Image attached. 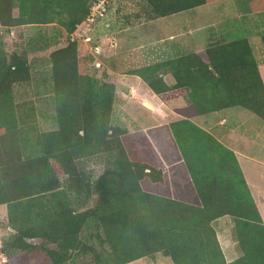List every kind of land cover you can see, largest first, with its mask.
I'll return each mask as SVG.
<instances>
[{
  "label": "trees",
  "instance_id": "trees-1",
  "mask_svg": "<svg viewBox=\"0 0 264 264\" xmlns=\"http://www.w3.org/2000/svg\"><path fill=\"white\" fill-rule=\"evenodd\" d=\"M97 1L0 0L4 31L55 24L64 39L49 56L52 131L41 130L35 108L17 96L33 80L31 51L9 53L0 41V206L9 230L1 240L10 263L129 264L161 254L173 264H264V222L234 152L188 120L242 108L264 121V81L250 41L223 38L204 52L129 71L165 102L190 97L177 109L188 126L184 140L173 125L200 199L187 204L150 188L165 185L167 174L144 133L113 124L118 74L96 68L99 43L73 38ZM218 1L108 0L103 35ZM99 159L96 173L88 162ZM224 216L234 219L241 251L230 263L212 226Z\"/></svg>",
  "mask_w": 264,
  "mask_h": 264
},
{
  "label": "rangeland",
  "instance_id": "rangeland-1",
  "mask_svg": "<svg viewBox=\"0 0 264 264\" xmlns=\"http://www.w3.org/2000/svg\"><path fill=\"white\" fill-rule=\"evenodd\" d=\"M106 25L107 16L92 28V35L90 34L91 42L99 43L98 50L101 52L96 56L99 62L96 68L106 66L118 74L113 124L127 128L130 133L147 129L151 124L150 121L147 124L151 106L154 111L155 108L154 101L149 96L148 86L145 87L144 81L130 75L129 71L178 57L174 51L175 45L185 51L183 54L199 53L206 51L223 38L225 40L227 38L228 41L247 38L253 46L259 65L263 66L264 75V0L213 2L167 18L138 23L104 36L103 32L108 29ZM57 29L55 24H42L17 27L10 32L0 31V41L5 43L9 53L24 49L31 51L33 80L28 87L18 90L17 96L19 100L28 103L27 108H35L37 125L43 131L57 128L52 66L49 60L51 51L64 44V39L60 38ZM110 41L114 44H110ZM231 113L232 115L227 114L229 119L227 128H233V133L236 131L239 133L240 130L234 128V125H238L240 129L241 124L247 132L246 136L253 154L263 158L264 147L253 142L264 145V121L242 108H236ZM248 150L250 151V148ZM101 162L100 159L93 160L88 162V166L99 173ZM148 186L149 183L145 182L144 187ZM7 219V207L2 205L0 240L9 235ZM237 250L240 251L239 248ZM154 259L146 258L129 264H173L169 258L161 254L156 255ZM32 264L39 263L34 260Z\"/></svg>",
  "mask_w": 264,
  "mask_h": 264
},
{
  "label": "crops",
  "instance_id": "crops-1",
  "mask_svg": "<svg viewBox=\"0 0 264 264\" xmlns=\"http://www.w3.org/2000/svg\"><path fill=\"white\" fill-rule=\"evenodd\" d=\"M253 23H255V20ZM3 30L4 29L1 28L0 25L1 33ZM174 47L176 55L180 56L185 53L180 46L175 45ZM170 49H172V46H170ZM179 52H181L180 55ZM153 64H155V62ZM262 67L263 66H260V72L264 81ZM139 79L141 80V78ZM164 79L169 86H174V78L165 75ZM143 84L145 87L148 86L144 82ZM147 89L149 96L154 101L153 106L155 111L151 106V114H149L147 122L148 124L150 121L151 124L147 127V129H142L139 132L144 133L149 138L152 146L165 167L168 178L165 185H152L150 188L178 201L198 206L200 205V199L197 195L191 175L187 169L182 152L176 142L173 127L174 124L186 120L185 117L177 113V109L187 107L190 104V97L189 95L184 94L171 98L168 102H165L159 96L156 98L155 96L157 95L151 89L150 91L148 87ZM234 109L236 108L226 109L188 120L197 127L213 135L221 144L234 152L264 222V157L260 158L258 155L253 154L254 152L251 150L246 136L247 132L241 124L240 129L238 128V125H234V128L240 130L239 133H237V131L236 133H233V128H227L229 122L227 114L232 115L231 112ZM187 127V125L182 123L177 125V131L183 140L184 136H182L181 131L185 130ZM257 135H259V132ZM258 143L259 142L256 141L253 142V144L257 146L264 147V145H258ZM249 148L250 151L248 150ZM212 226L216 231V235L226 261L230 263L238 259L241 256V251L237 250L238 246L235 240L234 219L231 216H224L215 220L212 223Z\"/></svg>",
  "mask_w": 264,
  "mask_h": 264
},
{
  "label": "built area",
  "instance_id": "built-area-1",
  "mask_svg": "<svg viewBox=\"0 0 264 264\" xmlns=\"http://www.w3.org/2000/svg\"><path fill=\"white\" fill-rule=\"evenodd\" d=\"M107 2L108 0H98L97 3H95L90 8V12H89L88 17L86 18V21L81 26H79L78 30L73 35L74 39L76 38L80 39L85 44H88L90 42L91 37H90L89 32L92 30V27L94 26V24H97L98 21L101 20L105 16L104 12L106 11ZM109 43L114 44L113 41H110ZM98 48L99 47L94 48V50L97 54H101ZM0 264H11L9 261L8 255L3 251V241L2 240H0Z\"/></svg>",
  "mask_w": 264,
  "mask_h": 264
}]
</instances>
